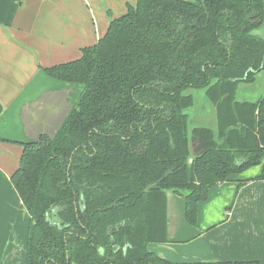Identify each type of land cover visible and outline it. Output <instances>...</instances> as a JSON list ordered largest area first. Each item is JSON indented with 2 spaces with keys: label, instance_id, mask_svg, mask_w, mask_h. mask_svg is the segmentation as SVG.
Returning <instances> with one entry per match:
<instances>
[{
  "label": "trees",
  "instance_id": "16d2710c",
  "mask_svg": "<svg viewBox=\"0 0 264 264\" xmlns=\"http://www.w3.org/2000/svg\"><path fill=\"white\" fill-rule=\"evenodd\" d=\"M263 27L264 0H137L81 58L44 69L83 90L56 136L22 144L26 264H261L175 263L150 245L168 241L169 193L197 226L214 186L258 166L239 189L264 181V94L237 100L264 70ZM190 89L213 125L190 131Z\"/></svg>",
  "mask_w": 264,
  "mask_h": 264
},
{
  "label": "crops",
  "instance_id": "0c3cea01",
  "mask_svg": "<svg viewBox=\"0 0 264 264\" xmlns=\"http://www.w3.org/2000/svg\"><path fill=\"white\" fill-rule=\"evenodd\" d=\"M136 1L0 0V264H26L30 215L12 182L22 144L56 136L83 90L44 69L81 58ZM262 170L214 186L199 204L197 226L185 219L184 198L169 193L168 241L150 250L175 263L264 264V181L239 189Z\"/></svg>",
  "mask_w": 264,
  "mask_h": 264
},
{
  "label": "rangeland",
  "instance_id": "374dc122",
  "mask_svg": "<svg viewBox=\"0 0 264 264\" xmlns=\"http://www.w3.org/2000/svg\"><path fill=\"white\" fill-rule=\"evenodd\" d=\"M186 93L193 94L195 97V105L192 109L188 111V113L190 114L193 123L196 121L199 123H195V124L192 123V124L203 125L200 124V121L203 119L207 122V124L211 123L213 125L215 122L212 115L211 107L208 104L205 97V91L190 89L186 91ZM263 94H264V70L261 72V74L259 73L253 84L242 83L239 85L237 92V100L240 102H246V101L254 102L258 100ZM182 198L184 197L182 196Z\"/></svg>",
  "mask_w": 264,
  "mask_h": 264
},
{
  "label": "flooded vegetation",
  "instance_id": "af4514ba",
  "mask_svg": "<svg viewBox=\"0 0 264 264\" xmlns=\"http://www.w3.org/2000/svg\"><path fill=\"white\" fill-rule=\"evenodd\" d=\"M255 35L264 38V27L255 32Z\"/></svg>",
  "mask_w": 264,
  "mask_h": 264
},
{
  "label": "water",
  "instance_id": "95a60500",
  "mask_svg": "<svg viewBox=\"0 0 264 264\" xmlns=\"http://www.w3.org/2000/svg\"><path fill=\"white\" fill-rule=\"evenodd\" d=\"M195 127H196L195 125L190 124V131H192L193 128H195ZM191 152H192V153L194 152L192 147H191ZM189 163H193V158H191V159L189 160Z\"/></svg>",
  "mask_w": 264,
  "mask_h": 264
}]
</instances>
